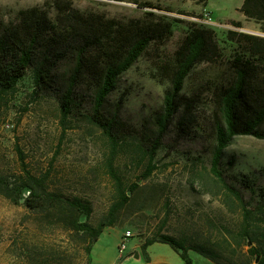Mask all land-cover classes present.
<instances>
[{
  "label": "rangeland",
  "instance_id": "1",
  "mask_svg": "<svg viewBox=\"0 0 264 264\" xmlns=\"http://www.w3.org/2000/svg\"><path fill=\"white\" fill-rule=\"evenodd\" d=\"M53 1L0 0V23H16L20 10L33 6L45 7L54 17L57 11ZM71 1L85 13L122 21L166 18L172 22V34L165 43L150 46L108 97L106 113L119 116L129 125L127 137L115 148L89 121L94 100V90L89 86L75 88L78 99L83 100V110L65 120L55 97L33 93L31 73L19 81L15 91L0 96V173L17 193L21 191V176L28 172L43 175L49 191L64 201L33 211L23 203L28 191H22L21 204L12 203L0 192V264H46L53 259L63 264H89L88 242L72 229L75 214L66 203L72 200L90 205L94 225L113 206L120 205L116 225L106 227L93 245L90 264H184L179 252L159 242L147 248L151 257L147 262L142 244L158 234L183 239L189 246L218 245L224 263H258L264 254L255 259L250 248L264 249V221L254 241H242V203L211 172L217 110L210 83L227 71L229 61L240 49L228 39V30L264 36V23L243 14L244 0ZM207 17L210 23L205 22ZM192 24L215 30L222 57L198 65L186 79L182 93L197 98L193 120L182 134L176 121L169 126L153 162L155 168L146 176L149 162L140 143L142 134L156 135L158 131L157 117L163 111L165 91L171 86L164 63L172 62ZM71 71L72 63L64 62L56 72L60 83L68 82ZM223 172L254 212L253 222L264 219V214L258 213L264 203V138L235 137L226 150ZM113 173L130 197L123 205ZM243 175L253 178L257 192L243 187ZM127 231H131L130 237ZM189 255L193 264H218L193 249Z\"/></svg>",
  "mask_w": 264,
  "mask_h": 264
},
{
  "label": "trees",
  "instance_id": "2",
  "mask_svg": "<svg viewBox=\"0 0 264 264\" xmlns=\"http://www.w3.org/2000/svg\"><path fill=\"white\" fill-rule=\"evenodd\" d=\"M53 6L57 11L54 17L45 7L33 6L20 10L16 23H0V96L15 91L19 81L31 73L35 84L33 93L37 96L55 97L62 119L65 120L76 111L83 110V100L78 99L75 88L89 86L94 90L89 121L103 131L115 148L127 137L129 125L119 116L106 113L107 99L118 88L121 76L150 46L167 41L172 34V22L166 18H132L122 21L103 14L85 13L75 8L71 0H54ZM240 10L248 19L264 23V0H244ZM228 39L241 50L229 61L227 71L210 83L217 110L211 172L242 203L245 227L239 237L247 242L248 239L254 241V237L259 235L264 219H259L257 224L253 222L254 212L246 207L241 192L227 182L223 165L226 150L235 137L254 135L264 138V36L228 30ZM221 57L215 30L192 24L176 49L172 62L164 63L163 71L169 74L171 86L165 91L163 111L157 117L158 131L156 135L144 131L143 140L140 142L149 162L146 176L155 168L153 162L163 145L169 126L176 121L178 133L182 134L187 132L190 121L193 120V108L197 98L182 93L186 79L198 65L207 61L216 62ZM64 62L72 63V71L66 84L60 83L56 75ZM181 134L177 136L181 137ZM110 164L112 165V161ZM113 174L117 179L119 198H122L120 204L123 205L130 197L117 175ZM21 179V191L17 193L14 185L0 173V192L12 203L21 204L23 190L28 191L23 203L33 211L64 202L49 191L45 176L31 175L28 172ZM240 181L243 187L257 192L255 181L250 176L243 175ZM262 196L264 198V192ZM66 203L75 214L71 220L72 229L82 234L88 242L85 248L90 264L93 245L100 239L106 227L116 225L115 215L120 205L113 206L109 214L94 225L90 221V205L80 200ZM258 213L263 216L264 203L259 206ZM156 242L168 244L179 252L184 264H193L189 255L192 249L218 264H238L235 261L224 263L218 245L189 246L185 240L168 234H158L144 241L142 249L147 262L151 261L147 248ZM250 253L257 259L264 254V249L251 247ZM57 260H47L45 263L63 264L61 260ZM256 264H264V258L261 257Z\"/></svg>",
  "mask_w": 264,
  "mask_h": 264
},
{
  "label": "built area",
  "instance_id": "3",
  "mask_svg": "<svg viewBox=\"0 0 264 264\" xmlns=\"http://www.w3.org/2000/svg\"><path fill=\"white\" fill-rule=\"evenodd\" d=\"M210 21H211V18H210V17H207V18L205 19V22L210 23ZM131 235H132L131 231H127V232H126V236H127V237H130ZM123 247H124V245H123Z\"/></svg>",
  "mask_w": 264,
  "mask_h": 264
},
{
  "label": "water",
  "instance_id": "4",
  "mask_svg": "<svg viewBox=\"0 0 264 264\" xmlns=\"http://www.w3.org/2000/svg\"><path fill=\"white\" fill-rule=\"evenodd\" d=\"M249 245H251V242H249Z\"/></svg>",
  "mask_w": 264,
  "mask_h": 264
}]
</instances>
